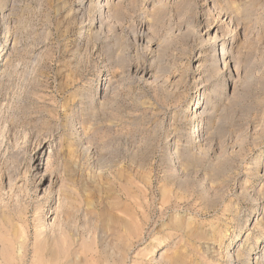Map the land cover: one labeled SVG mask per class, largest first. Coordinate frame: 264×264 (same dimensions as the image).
<instances>
[{"label": "rangeland", "instance_id": "rangeland-1", "mask_svg": "<svg viewBox=\"0 0 264 264\" xmlns=\"http://www.w3.org/2000/svg\"><path fill=\"white\" fill-rule=\"evenodd\" d=\"M0 264H264V0H0Z\"/></svg>", "mask_w": 264, "mask_h": 264}, {"label": "bare ground", "instance_id": "bare-ground-1", "mask_svg": "<svg viewBox=\"0 0 264 264\" xmlns=\"http://www.w3.org/2000/svg\"><path fill=\"white\" fill-rule=\"evenodd\" d=\"M216 53V52H215ZM215 56H218V54H215Z\"/></svg>", "mask_w": 264, "mask_h": 264}]
</instances>
